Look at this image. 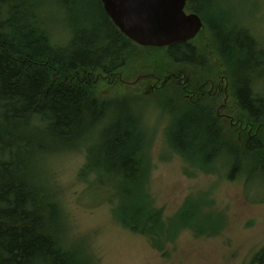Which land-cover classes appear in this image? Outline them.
<instances>
[{"label":"trees","instance_id":"1","mask_svg":"<svg viewBox=\"0 0 264 264\" xmlns=\"http://www.w3.org/2000/svg\"><path fill=\"white\" fill-rule=\"evenodd\" d=\"M207 1L187 0L185 11L201 16L209 11ZM97 3L101 11L100 0ZM40 7L38 0H0V264H86L61 235L60 206L32 180L33 156L39 149L32 133L39 128L53 142L74 147L86 142L107 118L87 149L79 177L86 181L92 173L87 187L95 197H104L96 204H113L114 217L124 229L150 237L152 247L162 250L180 227L195 223V212L189 211L192 204L175 217L163 218L148 190L150 164L138 126V100H99L93 81L97 72L110 76L126 68L132 53L146 63V49L157 48L131 42L104 11L108 35L76 29L65 47L54 45ZM207 23L233 93L224 110L219 107L222 100H166L171 118L165 138L177 156L202 172L208 173L206 166L226 155L230 176L241 173L244 189L254 192L248 189L253 179H264V98L255 90L253 72L261 71L264 47L248 32L239 38L227 22ZM163 49L164 66L157 74L171 68L172 74L188 77L194 87L203 81L201 73L207 67L211 71L215 67L190 43ZM232 62L251 80L236 77ZM197 95L195 91L192 96ZM233 128L243 130L241 140L234 138V143ZM201 229L198 234L207 231ZM251 264H264V247Z\"/></svg>","mask_w":264,"mask_h":264},{"label":"rangeland","instance_id":"2","mask_svg":"<svg viewBox=\"0 0 264 264\" xmlns=\"http://www.w3.org/2000/svg\"><path fill=\"white\" fill-rule=\"evenodd\" d=\"M38 3L54 45L65 47L76 29L108 35L103 8L100 11L97 0H38ZM205 8L209 11L204 9L199 15L204 27L189 43L215 65L211 67L212 75L214 72L215 77L220 74L226 78L228 98L219 103L224 110L233 93L232 81L220 64L207 22L214 19L227 22L239 38L246 37L244 32H248V36L264 47V0H209ZM146 51L149 58L146 63L132 53L126 68L110 76L95 73L94 90L99 100L107 102L138 100L135 109L149 155L147 185L153 203L165 220L192 204L189 211L195 212V223L180 227L177 237L157 250L152 247L150 237L131 233L119 224L113 204L108 201L96 204L104 197H95L96 193L87 187L93 174L86 181L79 174L86 163L88 147L95 143L98 131L107 125L109 118L95 128L86 142L74 147L53 142L39 128L34 130L32 137L39 149L33 156L32 180L60 206L61 235L67 247L75 249L86 264H251L253 256L264 247V179H253L248 189L254 192H248L244 189L245 176L241 173L230 176L232 166L226 155L206 166L207 173L173 152L165 138L171 118L170 107L165 102L176 98L169 88L151 91L153 83L144 78L164 66L166 49ZM260 61L261 71L253 72V81L257 94L264 98L263 57ZM229 66L236 77L251 80L240 73L241 66L237 63ZM231 132L232 143L234 138L241 140L242 129L233 128ZM200 228L207 231L198 234Z\"/></svg>","mask_w":264,"mask_h":264},{"label":"water","instance_id":"3","mask_svg":"<svg viewBox=\"0 0 264 264\" xmlns=\"http://www.w3.org/2000/svg\"><path fill=\"white\" fill-rule=\"evenodd\" d=\"M106 16L131 42L163 49L189 43L203 28L201 18L187 13V0H100Z\"/></svg>","mask_w":264,"mask_h":264},{"label":"flooded vegetation","instance_id":"4","mask_svg":"<svg viewBox=\"0 0 264 264\" xmlns=\"http://www.w3.org/2000/svg\"><path fill=\"white\" fill-rule=\"evenodd\" d=\"M170 69L171 68H167V70H163L161 74H159V72L158 74L157 72H155L154 74L144 77L146 80H149V83H153L151 91H165L167 88H169L170 92L175 90L173 94L175 95L174 97L176 98V100H227L228 95H226V78L222 75L217 74L215 77V73L213 72L212 75L211 70H204L201 73H204L203 81L200 82V84H198L196 87H194L195 83L192 82L191 84H189L190 81L188 77L182 75L181 77L180 75H174L171 73ZM198 72L199 71L195 72V76L199 75ZM210 76L213 79L212 81L210 79ZM176 77H179L180 79H178L176 82L170 81L171 78ZM146 80H144V83L146 82ZM180 86H182L183 89L182 91L178 92V89L180 88L177 89V87ZM171 87L173 88V90ZM188 87H190V90H188ZM195 91L198 95L196 97H193L192 95H194Z\"/></svg>","mask_w":264,"mask_h":264}]
</instances>
